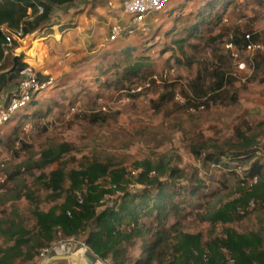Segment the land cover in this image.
Masks as SVG:
<instances>
[{"label":"rangeland","instance_id":"rangeland-1","mask_svg":"<svg viewBox=\"0 0 264 264\" xmlns=\"http://www.w3.org/2000/svg\"><path fill=\"white\" fill-rule=\"evenodd\" d=\"M211 1L173 0L164 10L148 16L133 33L115 42H107L106 37L102 41L103 34L87 33L82 29L61 34L37 32L22 42H15L7 58L10 61L7 70L12 66L14 51L21 49L20 58L31 65L38 80L46 86L37 94L36 106H28L0 127V181L4 182L0 194V220L23 213L27 206L26 194L39 198L37 203L41 210L52 207L46 200L48 192L44 190L43 182L58 167L69 171L84 160L105 162L110 158L131 176H136L141 171L139 163L161 158L184 169L186 182L192 186L198 185V180L203 182L206 186L202 189L203 194L216 191L218 182L227 180V188L215 197L199 200L201 209H182L171 214L166 222L168 226L179 222L181 230L199 236L201 244L209 238L221 237L224 228L241 233L257 232L264 248V217L249 213L239 216L233 223H218L212 236L210 224L200 221L201 217H210L239 194L248 195L252 181L247 179L238 186L239 177L245 176L242 172L252 162H264V155L258 152V159L254 157L241 168L236 163L221 168L203 165L189 151L190 143L206 140L216 150H226L237 142L236 130L249 131L245 134L262 133L258 143L264 144V129L261 133L259 129L264 123V66L255 69L260 57L264 58V0H229L225 8L217 11L220 15L217 27L214 28L213 19L209 31H204L207 24L201 26L202 40H190L182 50L173 44L174 40L187 38L183 32L192 23L191 16H197L199 9ZM81 8V5L73 10L63 7L54 18L67 20L71 14H82L79 24L85 27L90 21L88 13L83 14ZM215 13L210 12L208 19ZM111 26L107 28V36ZM0 30L6 32L3 27ZM236 32L256 34L255 44L260 48L254 52H241L233 46L226 48ZM209 38L216 41L211 44ZM126 46L147 58V79H131L108 87L107 84L114 80V70L108 68L123 58L116 52ZM232 54L237 58L234 59ZM220 62L221 68L232 74L231 84L206 105L197 109L186 106L184 94L190 93L192 82L201 76V83H207L210 67ZM239 64L243 65L242 69ZM16 83L14 80L8 85L15 86ZM165 84L173 86V94L157 110L158 97L168 92ZM4 94L0 93V97ZM34 112L39 114L33 117ZM15 124L18 129L14 137ZM47 151L56 155L61 151L57 163L41 170L29 167L40 164ZM18 171L21 175L11 181L10 177ZM138 188L133 182L129 184L130 191ZM251 200L256 199L251 196L242 208L240 205L238 208L249 211L247 204ZM0 242H4L1 236ZM138 246L139 243L131 250V256L139 255ZM51 247L57 250L53 256L75 255L86 264H109L96 259L86 246L84 236L60 239ZM46 261L39 260L38 256L26 264H44ZM229 263L232 264L230 260ZM51 264L76 263L63 260Z\"/></svg>","mask_w":264,"mask_h":264},{"label":"trees","instance_id":"trees-1","mask_svg":"<svg viewBox=\"0 0 264 264\" xmlns=\"http://www.w3.org/2000/svg\"><path fill=\"white\" fill-rule=\"evenodd\" d=\"M94 1L0 0V28L10 32L21 30L23 35H32L39 31L50 33L54 16L63 7L73 8L81 2ZM228 1L212 0L202 6L197 16H191L193 21L183 32L187 38L174 40L173 44L182 50L186 42L202 40L201 26L207 24L204 31H209L213 19L214 28L217 27L220 22L217 11L225 8ZM38 7L42 9L41 14H38ZM210 12L216 13L209 20L210 16L207 15ZM5 36L6 33L0 30V93L11 96L14 86L8 84L18 79V71L24 64L20 58L16 73L9 76L4 74L10 67L7 59L10 53L3 58L2 45ZM255 36L253 33L236 32L232 36L231 45L241 52L245 51L248 44L257 43ZM209 41L213 44L216 39L209 38ZM15 45L14 42L13 49ZM116 54L123 58L109 66L108 70H114V80L107 84L108 87L131 79H147L146 68L149 65L146 57L135 54L131 46H126ZM220 65L221 62L212 64L207 83H201V76L192 82V92L184 94L186 106L197 109L206 105L226 85L231 84L232 74L225 72ZM261 66H264L262 57L256 62L255 69L260 70ZM119 69L122 71L119 72ZM164 86L168 92L158 97L155 105L157 110L173 94L172 85ZM121 88L124 89V86L121 85ZM36 105L34 96L29 106ZM34 113L33 117L39 114ZM13 129L12 135L15 137L18 125L15 124ZM259 129L261 133L264 123ZM248 132L236 130L237 142L230 144L226 150H216L206 140L190 143L189 151L203 165L228 168L236 163L241 168L254 157L257 158L258 152L264 155V144L258 143L263 134H245ZM60 153L61 151L56 155L53 151H47L40 164L35 163L29 167L41 170L46 165L57 163ZM138 165L141 171L136 176H131L125 168L114 164L110 158L105 162L84 160L72 170L58 167L50 172L44 178L43 188L48 192L46 200L52 207L43 211L37 203L39 198L26 194L24 199L27 206L23 213L15 218L0 220V236L4 241L0 242V264L32 262L44 248L53 246L58 240L78 236L85 237V244L96 259L109 264H230L229 260L232 264H264L263 241L257 232L241 233L233 228H224L221 237L209 238L201 244L199 236L185 234L179 222L169 226L166 223L171 214L182 209H201L198 205L200 199L215 197L227 188L225 178L218 182L219 188L216 191L203 194L202 189L206 187L203 182L198 180L196 186L187 183L185 170L170 162L161 158L157 161L148 159ZM236 172L232 171V175L235 176ZM21 173L16 172L10 180L13 181ZM242 174L245 176L239 177L238 186L247 179H256V183L250 185L251 192L248 195L239 194V198L224 204L210 217L200 218L201 222H208L212 227L210 236L218 223H233L239 216L249 213L264 217V162H252ZM195 178L197 179L196 176ZM132 182L139 188L130 191L129 184ZM251 196L256 199L253 200L254 207L250 211L239 209L238 206L242 208ZM138 243L139 255L131 256V250ZM53 255L54 253L50 257Z\"/></svg>","mask_w":264,"mask_h":264},{"label":"built area","instance_id":"built-area-1","mask_svg":"<svg viewBox=\"0 0 264 264\" xmlns=\"http://www.w3.org/2000/svg\"><path fill=\"white\" fill-rule=\"evenodd\" d=\"M172 2L173 0H124L121 4V10L127 16L128 24L127 26H122L119 23L112 25L109 29L106 41L115 42L120 37L133 33L135 28L140 26L148 16L164 10V8ZM41 13L42 9L38 7V14ZM5 31L6 36L3 45V58L13 50L14 42H22L28 36L23 35L21 30L18 32ZM226 48L231 49L232 45H226ZM259 48V45L253 43L248 44L245 50L254 52ZM232 57L234 59L237 58L235 54H232ZM22 62L24 65L18 71L17 83L11 91V96L2 95L0 97V127L9 123L17 114L25 110L29 106L32 98L37 96L46 86V83L38 80L31 65L23 60ZM238 66L240 69L243 67L242 64ZM1 169L2 164L0 163V170ZM255 183L256 179H253L250 185H254ZM3 188L4 182L0 181V194H2ZM253 207L254 201L251 200L247 210L250 211ZM56 251L55 247L44 248L39 255V260L46 261L48 257Z\"/></svg>","mask_w":264,"mask_h":264},{"label":"crops","instance_id":"crops-1","mask_svg":"<svg viewBox=\"0 0 264 264\" xmlns=\"http://www.w3.org/2000/svg\"><path fill=\"white\" fill-rule=\"evenodd\" d=\"M123 1L124 0H95L93 3L81 2L79 5H81V9L84 10L83 14L88 13L90 21L88 25L81 27L79 24L83 17L82 14H71L70 18L67 20H58L54 18L51 26L52 32L47 34H61L67 31L82 29L87 33H97V35L103 34L101 37V40L103 41L105 37L107 38V28L109 25L111 26L119 23L122 26H127L128 18L121 10V4ZM73 8L70 10H73ZM84 20H87L86 17H84ZM37 34H45V32L39 31Z\"/></svg>","mask_w":264,"mask_h":264},{"label":"water","instance_id":"water-1","mask_svg":"<svg viewBox=\"0 0 264 264\" xmlns=\"http://www.w3.org/2000/svg\"><path fill=\"white\" fill-rule=\"evenodd\" d=\"M20 50L21 49H18V50L14 51V55H13V58L11 60L12 66H11V68L9 70L4 72V74L6 76H9V75H12V74L16 73L17 68H18L19 59H20V55H19L21 53ZM63 260H69V261L75 262L76 264H86L82 260H79L78 258H76L75 255H69V256H57L56 255V256H53V257L49 258L44 264H51L53 262L63 261Z\"/></svg>","mask_w":264,"mask_h":264},{"label":"bare ground","instance_id":"bare-ground-1","mask_svg":"<svg viewBox=\"0 0 264 264\" xmlns=\"http://www.w3.org/2000/svg\"><path fill=\"white\" fill-rule=\"evenodd\" d=\"M76 258H78L80 260V257H76Z\"/></svg>","mask_w":264,"mask_h":264}]
</instances>
